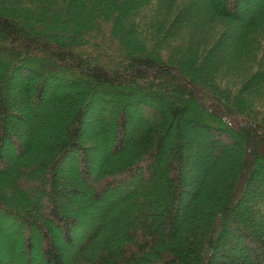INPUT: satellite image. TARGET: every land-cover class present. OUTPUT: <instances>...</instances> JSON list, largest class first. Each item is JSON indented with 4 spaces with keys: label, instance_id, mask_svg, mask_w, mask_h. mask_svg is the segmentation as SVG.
Masks as SVG:
<instances>
[{
    "label": "trees",
    "instance_id": "trees-1",
    "mask_svg": "<svg viewBox=\"0 0 264 264\" xmlns=\"http://www.w3.org/2000/svg\"><path fill=\"white\" fill-rule=\"evenodd\" d=\"M67 262L264 264V0H0V264Z\"/></svg>",
    "mask_w": 264,
    "mask_h": 264
},
{
    "label": "rangeland",
    "instance_id": "rangeland-1",
    "mask_svg": "<svg viewBox=\"0 0 264 264\" xmlns=\"http://www.w3.org/2000/svg\"><path fill=\"white\" fill-rule=\"evenodd\" d=\"M171 101H173V99L171 100ZM10 164V163H9ZM11 165V164H10ZM95 178V181H97V179L99 178V175L98 174H96V176L94 177ZM47 195V194H46ZM31 199V198H30ZM31 200H33V199H31ZM67 207H68V204H65V205H62V208L63 209H66L67 210ZM68 211V210H67ZM55 242H56V240H55ZM57 243V242H56ZM69 254V252H67L66 254H65V256H67ZM72 254V253H71ZM70 254V255H71ZM215 259H219V256H215L214 257ZM68 263V262H67ZM69 264V263H68Z\"/></svg>",
    "mask_w": 264,
    "mask_h": 264
}]
</instances>
